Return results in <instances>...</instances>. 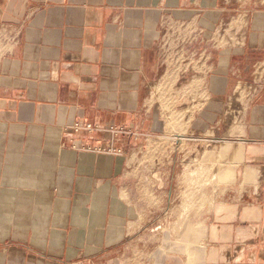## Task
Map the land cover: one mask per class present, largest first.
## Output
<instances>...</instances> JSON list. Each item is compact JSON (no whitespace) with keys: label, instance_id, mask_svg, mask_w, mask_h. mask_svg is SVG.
<instances>
[{"label":"crops","instance_id":"crops-1","mask_svg":"<svg viewBox=\"0 0 264 264\" xmlns=\"http://www.w3.org/2000/svg\"><path fill=\"white\" fill-rule=\"evenodd\" d=\"M177 36L166 48L186 60L165 63ZM177 69L174 110L197 107L184 138L148 102ZM75 121L136 136L117 140L121 155L83 151L103 135ZM221 145L228 170L198 259L264 264V0H0V264L124 255L139 240L130 223L160 213L145 182H177Z\"/></svg>","mask_w":264,"mask_h":264},{"label":"rangeland","instance_id":"rangeland-1","mask_svg":"<svg viewBox=\"0 0 264 264\" xmlns=\"http://www.w3.org/2000/svg\"><path fill=\"white\" fill-rule=\"evenodd\" d=\"M182 41L184 38L179 36L167 39L163 55L165 63L174 64L176 61L180 63L186 60L185 54L180 55L181 53L166 48L179 46ZM194 44L199 45V42ZM174 73L170 85L160 86V82L152 84L148 102L164 118L166 128L180 131L181 138H184L185 120L197 107L188 102V110H174L175 102L170 98L174 88L184 81L185 70L177 69ZM183 104L177 101L175 106L179 108ZM228 151L227 146L221 145L204 152V159H208L209 165L201 166L197 161L190 162L188 166L182 167L180 180L177 182H145V205L160 208V213L155 216L146 213L144 228L139 231H136V223H130L129 238L139 240L125 246L124 255L115 254L111 259L110 255L108 259L100 257L93 260L95 264H106V260L108 264L110 261H113L112 264H200L198 250L203 249L206 235V230L201 228L202 215L206 210L212 211L216 205L215 196L221 188L223 174L228 170L221 159ZM148 188L151 190L148 191ZM154 188L158 191L154 192Z\"/></svg>","mask_w":264,"mask_h":264},{"label":"built area","instance_id":"built-area-1","mask_svg":"<svg viewBox=\"0 0 264 264\" xmlns=\"http://www.w3.org/2000/svg\"><path fill=\"white\" fill-rule=\"evenodd\" d=\"M69 128L73 133H82L88 136H92L96 133L103 135V137L99 139L98 143L96 144L85 142L79 147L75 145L73 147L83 151L106 153L115 156L122 154L121 148L116 145V142L119 138L136 136V133L124 126H104L97 123H92L90 121H75Z\"/></svg>","mask_w":264,"mask_h":264}]
</instances>
